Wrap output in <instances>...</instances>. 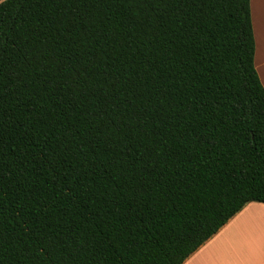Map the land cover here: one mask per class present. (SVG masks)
<instances>
[{"label":"trees","instance_id":"obj_1","mask_svg":"<svg viewBox=\"0 0 264 264\" xmlns=\"http://www.w3.org/2000/svg\"><path fill=\"white\" fill-rule=\"evenodd\" d=\"M250 0H0V264H183L264 203Z\"/></svg>","mask_w":264,"mask_h":264},{"label":"crops","instance_id":"obj_2","mask_svg":"<svg viewBox=\"0 0 264 264\" xmlns=\"http://www.w3.org/2000/svg\"><path fill=\"white\" fill-rule=\"evenodd\" d=\"M255 68L264 86L260 0H250ZM183 264H264V203L250 202Z\"/></svg>","mask_w":264,"mask_h":264},{"label":"snow or ice","instance_id":"obj_3","mask_svg":"<svg viewBox=\"0 0 264 264\" xmlns=\"http://www.w3.org/2000/svg\"><path fill=\"white\" fill-rule=\"evenodd\" d=\"M261 9H260V17H261V61L264 64V0H260Z\"/></svg>","mask_w":264,"mask_h":264}]
</instances>
